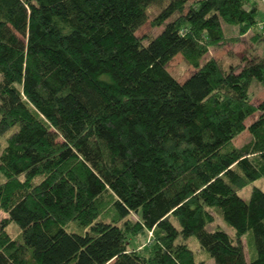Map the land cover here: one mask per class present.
Returning <instances> with one entry per match:
<instances>
[{
	"label": "trees",
	"instance_id": "1",
	"mask_svg": "<svg viewBox=\"0 0 264 264\" xmlns=\"http://www.w3.org/2000/svg\"><path fill=\"white\" fill-rule=\"evenodd\" d=\"M261 20L256 0H0V264H264V189L239 195L264 178V53L200 62Z\"/></svg>",
	"mask_w": 264,
	"mask_h": 264
},
{
	"label": "rangeland",
	"instance_id": "2",
	"mask_svg": "<svg viewBox=\"0 0 264 264\" xmlns=\"http://www.w3.org/2000/svg\"><path fill=\"white\" fill-rule=\"evenodd\" d=\"M257 4L260 8V12L262 10V5L259 0H256ZM165 5V2L159 4H153L147 9V20L146 22L137 30V35L139 37H143V42L146 43L148 39H151L155 35H157L163 26H153L151 21L154 17L160 12L162 7ZM174 16L169 18L168 20L173 19ZM223 31L225 37L228 41L223 44L211 46L208 49V52L201 58L200 62L203 63L208 58H215L219 61L222 68L227 69L229 66H235L236 68H240L244 63L245 59H250L258 56H262L264 53V37H260L257 39L255 37L254 31H248L244 35H238V30L236 26L228 25L223 23ZM229 38V39H228ZM167 70L176 78L178 81H183L186 77H188L192 72H194V68L183 58L181 54H176L167 64ZM249 93L251 95V101L254 104H258L260 101L264 99V88L258 83L256 79H253L249 86ZM256 115L248 118L245 121V124L248 125ZM250 139V134L247 130L239 134L234 140L233 144L236 146H241L246 143ZM3 140L0 139V147H2ZM253 186L264 189V178L256 179L253 183L245 186L243 189L239 191V195L244 199L248 200L250 196V192ZM5 216V214L0 211V220ZM217 228H221L229 233L231 236H236L235 231L232 227H229L224 223L223 220L217 215L213 222H210L206 225V229L209 231L215 230ZM7 230L12 236H16L19 232L16 224L12 223L8 225ZM146 237V236H145ZM140 240V243H146V238ZM149 235L147 236V238ZM240 238L244 244H246L245 237L243 234H240ZM172 245V244H170ZM177 247H188L192 251L196 252L198 250V242L195 237L190 236L187 237L185 235L180 236L177 241L174 242ZM200 251V250H199ZM202 251V250H201ZM245 252L247 253V248L245 247ZM247 255V254H246ZM197 259L202 260L201 264H214L213 260L206 256V252L202 251V253L197 254Z\"/></svg>",
	"mask_w": 264,
	"mask_h": 264
},
{
	"label": "built area",
	"instance_id": "3",
	"mask_svg": "<svg viewBox=\"0 0 264 264\" xmlns=\"http://www.w3.org/2000/svg\"><path fill=\"white\" fill-rule=\"evenodd\" d=\"M261 2L262 5V10H261V15H262V20L261 22H259V29L264 30V0H259Z\"/></svg>",
	"mask_w": 264,
	"mask_h": 264
}]
</instances>
